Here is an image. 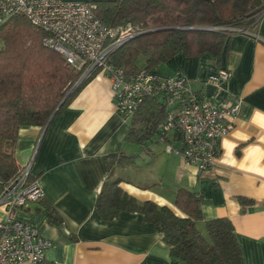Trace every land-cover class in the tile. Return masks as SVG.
<instances>
[{
  "label": "crops",
  "instance_id": "1",
  "mask_svg": "<svg viewBox=\"0 0 264 264\" xmlns=\"http://www.w3.org/2000/svg\"><path fill=\"white\" fill-rule=\"evenodd\" d=\"M220 69L229 73L226 80L208 79ZM151 72L182 76L191 89L221 106L239 103L229 132L218 141L214 169L200 174L184 161L176 152L183 146L177 129L168 130L170 143L154 138L133 146L125 139L129 118L117 113L110 81L97 72L46 126L19 129L16 163L21 168L31 161L30 178L38 181L45 202L62 221L50 222L36 202L19 208L17 218L37 225L51 241L45 259L54 264H169V244L141 214L123 211L103 221L95 211L107 173L105 157L125 152L137 158L133 167L117 171L124 190L138 201L169 206L179 216L176 190L199 192L203 220L197 225L204 228V220L228 217L245 263L264 264V16L257 32L232 35L220 60L207 52L194 57L177 53Z\"/></svg>",
  "mask_w": 264,
  "mask_h": 264
},
{
  "label": "trees",
  "instance_id": "2",
  "mask_svg": "<svg viewBox=\"0 0 264 264\" xmlns=\"http://www.w3.org/2000/svg\"><path fill=\"white\" fill-rule=\"evenodd\" d=\"M93 2V1H92ZM96 15L115 31L137 27L139 34L117 46L108 61L128 75L152 71L177 53L194 57L226 55L231 36L255 33L264 16V0H97ZM152 18L159 22L151 23ZM45 33L23 15L0 26V192L17 173L15 143L23 126L43 128L52 115L64 109L98 72L80 80L81 70L45 46ZM171 107L163 96H146L129 117L127 141L144 146L158 138L170 143L163 129ZM178 137L182 140L180 132ZM136 155L125 152L105 157L106 176L94 208L103 221L120 212H136L162 232L169 244V264H246L228 217L202 221V195L187 187L175 192L174 204L183 213L153 201H138L120 185L122 168L136 165ZM47 210L50 222L61 216L44 197L36 201ZM40 207V206H39ZM35 264H54L45 256Z\"/></svg>",
  "mask_w": 264,
  "mask_h": 264
},
{
  "label": "built area",
  "instance_id": "3",
  "mask_svg": "<svg viewBox=\"0 0 264 264\" xmlns=\"http://www.w3.org/2000/svg\"><path fill=\"white\" fill-rule=\"evenodd\" d=\"M96 3L80 0H0V26L14 15L25 16L44 31L42 43L61 53L81 70L80 80L95 70L110 81L115 108L128 119L146 96H163L174 111L163 125L165 131L177 129L183 146L177 150L187 164L205 174L214 169L218 141L226 135L238 111L237 101L221 106L195 92L179 75L160 77L142 70L128 75L108 61L121 43L140 33L137 27L120 31L107 28L96 15ZM225 69L211 73L209 80H226ZM169 149H172L170 146ZM31 161L0 192V264H35L51 241L37 225L17 218V210L44 197L38 181L30 178Z\"/></svg>",
  "mask_w": 264,
  "mask_h": 264
},
{
  "label": "rangeland",
  "instance_id": "4",
  "mask_svg": "<svg viewBox=\"0 0 264 264\" xmlns=\"http://www.w3.org/2000/svg\"><path fill=\"white\" fill-rule=\"evenodd\" d=\"M158 22H159V18H152V19H151V23L156 24V23H158ZM133 146H136V145L134 144ZM197 227H198V229H199L200 231L204 232V228H202L199 224L197 225Z\"/></svg>",
  "mask_w": 264,
  "mask_h": 264
},
{
  "label": "water",
  "instance_id": "5",
  "mask_svg": "<svg viewBox=\"0 0 264 264\" xmlns=\"http://www.w3.org/2000/svg\"><path fill=\"white\" fill-rule=\"evenodd\" d=\"M48 123V122H47ZM46 126V125H45Z\"/></svg>",
  "mask_w": 264,
  "mask_h": 264
}]
</instances>
